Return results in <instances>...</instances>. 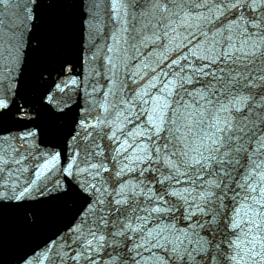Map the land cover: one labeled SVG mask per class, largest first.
I'll return each instance as SVG.
<instances>
[{"label":"snow or ice","instance_id":"6c2138e0","mask_svg":"<svg viewBox=\"0 0 264 264\" xmlns=\"http://www.w3.org/2000/svg\"><path fill=\"white\" fill-rule=\"evenodd\" d=\"M0 264H264V0H0Z\"/></svg>","mask_w":264,"mask_h":264}]
</instances>
